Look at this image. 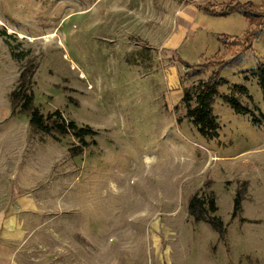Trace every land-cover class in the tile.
I'll list each match as a JSON object with an SVG mask.
<instances>
[{
	"label": "rangeland",
	"instance_id": "374dc122",
	"mask_svg": "<svg viewBox=\"0 0 264 264\" xmlns=\"http://www.w3.org/2000/svg\"><path fill=\"white\" fill-rule=\"evenodd\" d=\"M226 1L0 0V212L23 223L18 264H264V123L221 98L234 94L264 114L255 78L244 79L264 62V24L246 44L241 13L197 9ZM251 1L264 12V0ZM29 63L33 104L91 126L98 133L85 139L95 145L71 156L75 138L56 141L12 107ZM213 75L228 83L209 140L180 98ZM195 193L213 194L223 236L189 215Z\"/></svg>",
	"mask_w": 264,
	"mask_h": 264
},
{
	"label": "trees",
	"instance_id": "16d2710c",
	"mask_svg": "<svg viewBox=\"0 0 264 264\" xmlns=\"http://www.w3.org/2000/svg\"><path fill=\"white\" fill-rule=\"evenodd\" d=\"M199 10L214 15L225 16L234 12H239L248 20L249 27L244 34L239 37L244 42L254 36L257 31L264 24V12L260 7L251 0H229L225 2L220 10L208 8L204 5H197ZM237 38V37H233ZM238 42L237 40H235ZM251 47V44L246 45ZM36 65L29 63L24 65L18 74V84L10 91V103L13 108L19 107V112L29 113L28 124L31 128L50 135L54 140L59 141L61 136L71 135L77 140L76 144L71 145L68 151L71 156L81 154L83 149L89 145L96 144L94 139L87 141L86 136L94 137L98 131L89 125H77L73 120H67L59 109L43 115L39 108L33 104V92L30 89V79L34 73ZM244 79L248 76L255 78L256 83L261 89L264 100V62H260L256 67L245 70ZM228 81L223 76L213 75L204 80H199L191 88H183L180 103L185 107V116L194 125L198 133L206 139H214L218 137L219 123L217 116L213 113L214 99L219 96V87L227 84ZM232 93H239L247 96L252 100L248 93V88L241 83H233L231 85ZM222 100L235 113L248 114L253 124L259 125L264 123V114L259 107L253 104L252 107L242 104L234 94L221 95ZM177 105H174L176 109ZM257 112V113H256ZM179 122V119H177ZM244 190L239 188L236 190L233 198L231 218H235L241 209V202L243 199ZM189 215L195 221H204L211 226L220 236L226 232V226L222 219L215 213L217 211V204L213 194L210 193L208 197L198 195L195 193L191 196L187 204Z\"/></svg>",
	"mask_w": 264,
	"mask_h": 264
},
{
	"label": "crops",
	"instance_id": "0c3cea01",
	"mask_svg": "<svg viewBox=\"0 0 264 264\" xmlns=\"http://www.w3.org/2000/svg\"><path fill=\"white\" fill-rule=\"evenodd\" d=\"M17 217L18 213L13 211L0 212V264H18L14 245L15 241H21L25 234L23 223Z\"/></svg>",
	"mask_w": 264,
	"mask_h": 264
},
{
	"label": "bare ground",
	"instance_id": "6f19581e",
	"mask_svg": "<svg viewBox=\"0 0 264 264\" xmlns=\"http://www.w3.org/2000/svg\"><path fill=\"white\" fill-rule=\"evenodd\" d=\"M54 36H55V34H54V33H48V34H46V35H45V37H44V38H45V40H47V41H48V38H49V39H52V38H54Z\"/></svg>",
	"mask_w": 264,
	"mask_h": 264
}]
</instances>
